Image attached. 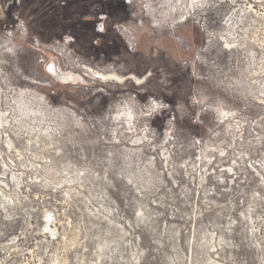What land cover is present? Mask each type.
Here are the masks:
<instances>
[{"label":"rangeland","instance_id":"374dc122","mask_svg":"<svg viewBox=\"0 0 264 264\" xmlns=\"http://www.w3.org/2000/svg\"><path fill=\"white\" fill-rule=\"evenodd\" d=\"M166 2L0 0V264H264V0Z\"/></svg>","mask_w":264,"mask_h":264},{"label":"bare ground","instance_id":"6f19581e","mask_svg":"<svg viewBox=\"0 0 264 264\" xmlns=\"http://www.w3.org/2000/svg\"><path fill=\"white\" fill-rule=\"evenodd\" d=\"M182 1H183V2H181L180 4H184V0H182ZM195 1L198 2L199 0H195ZM171 2H172V0H169V1L167 0V2L165 3V4H166V7H168L167 5L171 4ZM209 2H210V1H209ZM194 3H195V2H193L191 5L194 6V5H193ZM189 6H190V5H189ZM178 7H179V6H178ZM187 7H188V6H187ZM173 8H174V6H173ZM194 8H195V6H194ZM174 9H175V8H174ZM191 9H192V8H191ZM175 10H176V9H175ZM173 11H174V10H173ZM173 11H172V12H173ZM174 17H176V16H174ZM189 18H190V17H189ZM55 71H56V70H55ZM109 75H110V74H109ZM101 76H102V77H105L106 79H108V78H110L111 75H110L109 77H108V75H101ZM131 77H132V76H131ZM118 78H119V77H118ZM103 79H104V78H103ZM115 81H116V80H115ZM122 81H123V80H122ZM61 82H62V81H61ZM120 82H121V81H120ZM23 99H24V98H23ZM127 108H128V107H127ZM117 109H118V108H117ZM129 109H130V108H129ZM129 109H128V110H129ZM19 110H20V109H19ZM118 111H119V109H118ZM123 111H125V110H123ZM5 112H6V111H5ZM121 112H122V111H121ZM125 112H126V111H125ZM6 113H7V112H6ZM118 114H120V113H118ZM3 115H4V114H3ZM124 115H125V114H124ZM113 116H114V115H113ZM117 119H118V118H117ZM117 119H116V120H117ZM116 120H115V121H116ZM118 124H119V123H118Z\"/></svg>","mask_w":264,"mask_h":264}]
</instances>
